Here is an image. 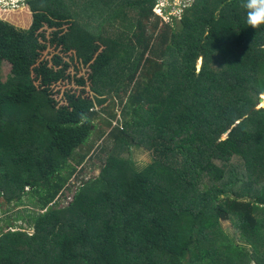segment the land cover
Here are the masks:
<instances>
[{"label": "trees", "instance_id": "16d2710c", "mask_svg": "<svg viewBox=\"0 0 264 264\" xmlns=\"http://www.w3.org/2000/svg\"><path fill=\"white\" fill-rule=\"evenodd\" d=\"M26 4L27 28L0 19V209L38 210L0 229V264H264V27L241 0ZM101 125L109 156L60 204Z\"/></svg>", "mask_w": 264, "mask_h": 264}, {"label": "rangeland", "instance_id": "374dc122", "mask_svg": "<svg viewBox=\"0 0 264 264\" xmlns=\"http://www.w3.org/2000/svg\"><path fill=\"white\" fill-rule=\"evenodd\" d=\"M5 1L6 0H0V17H1L0 19L6 22H10L18 27L27 28L31 24L33 16L27 7L26 0L19 1V2H8L6 5H3V2ZM158 1H159V4L154 6V10L160 15H163V14L165 15L163 11L166 10L167 8H170V10H173L174 12L178 14L179 8H177L176 5L178 4L187 5L192 0H158ZM10 71H11V64L5 61L1 62L0 63V81L2 82L6 81L7 78L9 77ZM70 85H71V88L78 87L77 84H75L74 82H71ZM113 99L115 101V98ZM117 99L118 98L116 97V100ZM260 105L262 104H259V106ZM107 106L109 107L108 108L109 110H111L114 107L113 111H115L116 114H118L119 122H121L120 108L117 105L115 106L107 105ZM145 108H146V104H144V109ZM102 115H103L102 117H105V120L108 119V115L106 114H102ZM128 115H130L131 117L130 111ZM95 121H98V120L95 119ZM115 124H117L116 121L112 122V125H115ZM101 127L104 131L103 135L98 137L99 129L95 131V134L92 136V139L95 141V148L91 152L88 153L87 157L82 162L81 164L82 170L80 174L78 175L76 171V173L72 175L70 182L74 181V183H70L69 188L65 189L64 192L60 194V196L58 197L60 204H67L68 201L71 200L70 198L72 197V194L76 190L77 186L80 184L81 179H84V178L89 179L94 176H97L100 172L101 166L105 163L107 156H109L110 154L109 150L113 144L112 137L108 136L109 129H107V127H104L103 125H101ZM96 136H97V139L95 140ZM185 149L187 150V148ZM83 152L84 151H80L79 153L82 154ZM120 157L122 159L130 158L132 162L134 163V166L138 168H142L144 163H147L150 161L149 151L146 148H143L142 146H139V145H136V146L131 145L129 152L124 150L121 153ZM77 159L78 158H75V161ZM168 162L172 165L180 166L184 164V158L181 152L174 151L170 153L168 157ZM25 190H27V188H25ZM28 196L29 194H26V193L21 196V200L25 201L24 205L14 206L13 204H11L10 206H5L3 209H0V229L3 230L5 229V227L7 228L8 223H10L11 226L22 225L23 227H25V229L28 232L33 231L32 228L29 227L26 223L27 217H24L23 215L24 212L22 211V207H25L28 210L34 211V210H38V204L32 205L31 201L28 200ZM16 210L18 213H16ZM222 227L224 231L230 237L231 236L233 237V231L228 221L222 222Z\"/></svg>", "mask_w": 264, "mask_h": 264}, {"label": "clouds", "instance_id": "9594fccd", "mask_svg": "<svg viewBox=\"0 0 264 264\" xmlns=\"http://www.w3.org/2000/svg\"><path fill=\"white\" fill-rule=\"evenodd\" d=\"M240 6L245 10L246 24L250 28L264 27V0H241Z\"/></svg>", "mask_w": 264, "mask_h": 264}, {"label": "water", "instance_id": "95a60500", "mask_svg": "<svg viewBox=\"0 0 264 264\" xmlns=\"http://www.w3.org/2000/svg\"><path fill=\"white\" fill-rule=\"evenodd\" d=\"M264 94V93H263ZM262 94V95H263ZM260 104H262V105H260V107H264V99L262 98V97H260ZM226 136H224L223 138H225Z\"/></svg>", "mask_w": 264, "mask_h": 264}, {"label": "built area", "instance_id": "2783aa9c", "mask_svg": "<svg viewBox=\"0 0 264 264\" xmlns=\"http://www.w3.org/2000/svg\"><path fill=\"white\" fill-rule=\"evenodd\" d=\"M8 2H19V0H6L5 2H3V5H6Z\"/></svg>", "mask_w": 264, "mask_h": 264}]
</instances>
